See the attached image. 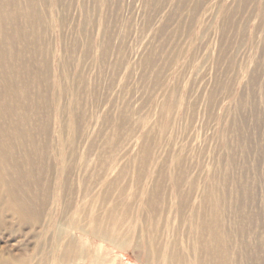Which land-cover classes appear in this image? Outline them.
I'll use <instances>...</instances> for the list:
<instances>
[{
	"label": "rangeland",
	"instance_id": "1",
	"mask_svg": "<svg viewBox=\"0 0 264 264\" xmlns=\"http://www.w3.org/2000/svg\"><path fill=\"white\" fill-rule=\"evenodd\" d=\"M6 1L0 264H264V0Z\"/></svg>",
	"mask_w": 264,
	"mask_h": 264
},
{
	"label": "bare ground",
	"instance_id": "2",
	"mask_svg": "<svg viewBox=\"0 0 264 264\" xmlns=\"http://www.w3.org/2000/svg\"><path fill=\"white\" fill-rule=\"evenodd\" d=\"M8 6V2L6 0H0V46L3 47L4 43L6 42L5 40L8 39L11 44L13 45L15 42H13L14 38L16 37L18 30L17 28L14 27V22L16 21L15 19L12 18V16L14 15V13L16 12V8H12L11 9V14L7 15L6 14V8ZM7 27H8V31H7ZM3 54L6 53L7 54V50L2 52ZM1 85V82H0ZM1 96V93H0ZM12 203H16L18 204V200L15 197H12L11 199ZM21 211V209H20ZM63 228H61L62 230ZM64 232V231H63ZM66 234V233H65ZM101 240H103V238H101ZM104 241V240H103ZM106 242V241H105ZM78 245V244H77ZM71 246L73 247L74 245L71 244ZM81 246V245H80ZM86 246V245H84ZM83 246V247H84ZM72 247L68 248V251H65L63 254L64 259H67L69 257H74L76 260L82 258L83 253L79 252V250L77 249V251L74 253L72 250ZM121 247V246H120ZM80 248V247H79ZM100 248V247H99ZM76 250V249H75ZM147 252H149V247H146L145 249ZM81 251V250H80ZM99 259V258H98ZM101 259V258H100ZM161 258L159 256H156L155 261L156 262H160ZM95 261V260H94ZM96 263V262H94ZM100 264V263H98Z\"/></svg>",
	"mask_w": 264,
	"mask_h": 264
}]
</instances>
